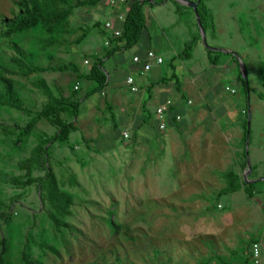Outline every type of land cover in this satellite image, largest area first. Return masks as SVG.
Segmentation results:
<instances>
[{
  "label": "rangeland",
  "instance_id": "obj_1",
  "mask_svg": "<svg viewBox=\"0 0 264 264\" xmlns=\"http://www.w3.org/2000/svg\"><path fill=\"white\" fill-rule=\"evenodd\" d=\"M19 2L0 0V264H26L24 255L32 264H199V258H196L197 254L198 257L200 255L197 252L199 247L190 245L188 224L178 223L188 213L178 205L189 201L180 194L178 197L172 193L169 197H160L163 193L160 186L178 184L164 178V182L158 181L157 167L168 161H117L116 157L105 161H81V136L74 131L72 134L75 135L73 138L70 136L67 142L52 141L59 128L47 120L40 121L31 134L25 135L24 130L48 103L38 86L40 81H46L52 94L58 98L75 101L79 92L78 87H73L71 96L63 92V84L69 81L71 75H68L73 72L50 71L25 77L24 69L15 60L39 67L68 65L80 71V67L85 69L86 65V62L84 65L81 62L91 59L89 50L112 46H107L109 41L102 34V24L96 21L98 13L94 6L75 9L56 33L38 27L7 37V21L20 14ZM68 2L70 5L75 3ZM205 2L212 9L219 26L217 40L209 35L210 46L239 52L252 89L250 101H247L243 84L230 79L242 74L241 64H236L228 56H221L222 65H230L231 68H219L220 75L211 84L214 86L211 103H219L218 95L230 97L226 90L230 88L237 92L233 95L237 110L241 113L242 109L249 110L251 118L248 146L251 167L244 168L246 158L242 145L238 152H229V167L224 176L235 172L245 180L246 177L250 180L251 176L258 178L264 174V153H257L258 148L264 146V101L258 97V94H264V84L260 80L264 68V0ZM66 7L61 5L62 9ZM100 20L105 22L103 16ZM107 39L114 41L109 36ZM114 42L118 44L117 40ZM212 76L208 70L204 77ZM2 77L12 81L17 97L29 112L11 106ZM203 79L199 80L198 86ZM86 90L84 84L83 92ZM71 111L67 109L59 117L64 124L76 126L77 118ZM242 116L246 121L245 112ZM123 139L124 142L127 140L124 135ZM41 143H49L50 167L62 191L74 198L71 216L64 220L69 227L61 231L56 230L49 217L54 211L48 203L43 204L38 183L28 184L30 180L35 181L45 175L43 170L37 169L29 173L24 166ZM259 161L262 162L261 172L252 174V164ZM175 170L173 167L169 173L174 174ZM149 177L151 181H143ZM262 184H258L259 190L264 187ZM211 200L215 201V198ZM211 204L214 205L213 202ZM10 207L11 220L6 223L1 214ZM208 263L212 264V260Z\"/></svg>",
  "mask_w": 264,
  "mask_h": 264
},
{
  "label": "crops",
  "instance_id": "obj_2",
  "mask_svg": "<svg viewBox=\"0 0 264 264\" xmlns=\"http://www.w3.org/2000/svg\"><path fill=\"white\" fill-rule=\"evenodd\" d=\"M111 1L101 0L94 7L98 13L96 21L102 24V34L112 47L100 46L89 50L91 59L81 64L88 62L86 65L90 66L84 65L83 69L78 65L80 71L70 73L69 81L63 84V92L68 96L73 94V87L79 88L75 101L80 102L81 107L75 134L81 136V161H105L112 157H116L117 161H168L157 167L158 181L164 178L178 184L160 186L163 192L160 197H169L171 193L178 197L180 194L189 201L178 205L188 212L187 217L184 215L178 223L188 224L190 245L199 247L197 252L200 255L196 257L199 264H209V260L212 264H255L252 253L255 243L262 244L261 264H264V187L259 190L258 185L253 188L243 186L238 192L222 194L229 186L228 173L224 176L229 167V152H238L239 146L242 149L243 145L244 156L245 120L242 113L246 110L242 109V113L237 110L236 97H233L237 92H228L231 95L228 98L218 95L219 103H211L214 99V86L211 84L218 79L219 68H231L230 65H222L221 56H228L240 64L233 54L242 60L241 55L237 50L214 46L215 49L233 53V56L220 51H214L216 54L210 56L201 40L192 58L183 59V52L192 35L200 34L197 17L194 10L186 7L181 19L173 1L165 0L159 6L153 5L154 1L145 6L146 30L137 46L130 52L122 50L105 59L107 51L124 46V43L114 42L115 39H107L112 37V33L106 29V23L112 22L115 30L122 32L130 10L129 1L116 5ZM102 16L105 18L103 23L100 20ZM213 16L216 34L207 33L209 45L210 36L217 40L219 35L214 13ZM150 51L162 57L164 64H154L146 72L144 65L135 63L134 59H144ZM211 58L215 60V65ZM96 59L104 61L107 85L102 92L85 99L97 87L88 79ZM122 65L125 68H121ZM208 70H211L212 78L204 77ZM131 77L136 80L137 92L127 83ZM202 79L204 81L198 86ZM230 79L240 82L239 76H231ZM84 84L87 86L85 92ZM167 100H172L174 106L167 116V129L161 131L156 111ZM125 133L130 138L124 142ZM246 149L248 151V146ZM257 153L262 155L264 146L259 147ZM173 167L176 169L175 176L169 173ZM261 167V161L252 164V174L261 172ZM236 174L241 178L240 174ZM241 180L252 184L263 183L264 186V174L258 178L251 176L247 181ZM143 181H151V178H144ZM247 191L253 194V198ZM213 198L215 201L211 200Z\"/></svg>",
  "mask_w": 264,
  "mask_h": 264
},
{
  "label": "trees",
  "instance_id": "obj_3",
  "mask_svg": "<svg viewBox=\"0 0 264 264\" xmlns=\"http://www.w3.org/2000/svg\"><path fill=\"white\" fill-rule=\"evenodd\" d=\"M75 3L70 5L68 0H20V14L12 19L8 20L6 24V33L7 37H11L17 34H24L38 27L45 28L50 33H56L59 30V27L62 26L64 22H66L69 17L72 15L75 9L85 8L97 6L100 4L101 0H71ZM130 10L127 14L123 31L121 32V36L118 38H113L117 40L118 43H124L123 47L112 48L107 51L105 55V59L111 58L117 52L122 50H130L137 46L141 40L143 32L146 30V16L144 12V8L151 1H154L155 6H159L164 4L165 0H128ZM175 6L177 7V14L183 19V10L186 7L180 5L176 1L172 0ZM199 1V0H197ZM61 5H66V9H62ZM199 14L202 21V25L205 31L212 32L215 36L216 34V25L215 19L212 11L208 7L205 0H201L199 4ZM86 35L83 36L85 38ZM201 35L197 33L193 34L191 40L186 44L185 50L183 52V59H191L193 56V51L197 44L201 41ZM53 42H51L52 44ZM209 55L212 56L216 54L214 51L209 50ZM221 54V53H218ZM232 55V54H231ZM233 56V55H232ZM96 63L93 66L88 79L94 82L97 87L91 93L86 95L85 99H89L97 93H100L104 90L107 85L108 76L104 73V61L96 59ZM15 62L24 69V76L30 77L35 74H43L46 72H75L78 73L76 67H71L68 65L58 66V67H39L33 64L29 65L16 59ZM211 62L215 65V60ZM8 74H12L8 72ZM240 82L243 84L247 101L249 100V93L246 87V82L243 79V75L239 76ZM260 80L264 84V68L261 70ZM2 83L6 88V94L11 99V106L13 108L29 112L30 110L26 109L22 103V101L17 97L15 92L13 83L11 80L2 77ZM39 88L42 89L45 97L48 99L47 105L43 108V110L36 115V117L31 121L28 125L27 129L24 130L25 135L31 134L36 125L42 121L47 120L48 122L55 123L59 128L58 135L52 139V141H60L67 142L70 139L72 132L76 131V126L73 123L64 124L62 119L59 117L64 111L67 109H71L73 116L77 118L80 113L81 103L76 101H71L69 99H65L63 97H55L47 82L42 80L38 84ZM252 89L250 88V94ZM259 99L264 101V94H258ZM249 108V106H248ZM0 114H1V104H0ZM246 121L244 123V144H245V152L244 156L246 158V164L244 168L248 167V151L246 149L247 140H248V120L250 114L248 110L245 111ZM1 128V123H0ZM49 143H41L39 144L34 152L32 157L25 161V168L31 173L33 170H43L45 172L44 177H41L38 180H30L28 184L38 183V190L41 193V198L43 200V204L48 203L53 213H50L49 217L52 220L57 231H61L62 228H68L69 226L64 220L71 216V207L74 205V198L67 192L62 191L57 177L50 167L49 161ZM228 181V187L222 192L223 195L230 194L234 192H238L243 186L246 187H254L259 184L255 183H246L242 182L241 178L235 172H229L226 176ZM250 198H253V194L250 191H247ZM14 202H12L13 204ZM11 210L12 208H8L7 212L1 214L6 223H9L11 220ZM26 264H32L30 258L27 255H24ZM2 262V260H1Z\"/></svg>",
  "mask_w": 264,
  "mask_h": 264
},
{
  "label": "built area",
  "instance_id": "obj_4",
  "mask_svg": "<svg viewBox=\"0 0 264 264\" xmlns=\"http://www.w3.org/2000/svg\"><path fill=\"white\" fill-rule=\"evenodd\" d=\"M128 0H112L111 3L113 5L116 4H127ZM123 19V18H120ZM106 29L112 33L113 38H118L121 36V31H116L114 28V24L112 22H108L105 25ZM107 46H110V42H107ZM134 62L137 64L144 65V70L146 72H149L154 64L157 65H163L164 59L160 57L156 52L150 51L147 53L146 57L144 59H141L140 57H137L134 59ZM88 64V62H86ZM127 83L132 87V90L134 92L138 91V87L136 86V80L135 78L131 77L128 79ZM79 89V88H76ZM227 92H230L232 94H236V91L231 90L230 88H227ZM191 104V103H190ZM174 106V103L172 100H167L164 104H162L156 111L157 118L160 122V130L165 131L167 129V116L171 113L172 108ZM177 120L180 121L181 117L178 116ZM125 139H129L130 135L125 133L124 134ZM252 253H253V261L255 264H261V257H262V244L255 243L252 246Z\"/></svg>",
  "mask_w": 264,
  "mask_h": 264
},
{
  "label": "water",
  "instance_id": "obj_5",
  "mask_svg": "<svg viewBox=\"0 0 264 264\" xmlns=\"http://www.w3.org/2000/svg\"><path fill=\"white\" fill-rule=\"evenodd\" d=\"M175 1L177 3H179L180 5H182V6L189 7L192 10L195 11V14H196V17H197V21H198L199 30H200V34H201V39H202L203 44L205 45V47L208 50L220 51V52H223V53H226V54H231L228 51L218 50V49L212 48L209 45V43H208V37H207V32L205 31V29H204V27L202 25V21H201L200 14H199V4H200L201 0H199L198 2H192V1H188V0H175ZM233 55L239 59V62L241 64V67H242V75H243V79L246 82V87H247V90H248V93H249V101H250V86H249V79H248V74H247V71H246L245 64H244V62L236 54H233ZM250 135H251V118H249V120H248V140H247V146H249ZM248 166H249V168L251 167L250 160H248ZM250 172H251V169H250L249 173ZM246 181H247V177H246Z\"/></svg>",
  "mask_w": 264,
  "mask_h": 264
}]
</instances>
